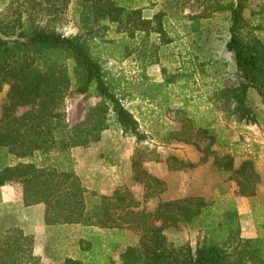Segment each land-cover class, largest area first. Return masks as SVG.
<instances>
[{
  "label": "trees",
  "instance_id": "trees-1",
  "mask_svg": "<svg viewBox=\"0 0 264 264\" xmlns=\"http://www.w3.org/2000/svg\"><path fill=\"white\" fill-rule=\"evenodd\" d=\"M24 1L28 2L10 6L0 16V91L9 87L0 115V149H6L0 152V187L20 182L25 205H46L47 225L88 227L87 236L78 239V256H65L61 264H264V220H256V237H243L234 202H228L220 210L204 196L191 195L162 200L152 211L134 210L132 206L139 201L117 188L112 196L100 195L99 202L89 205L87 190L71 157L72 148L99 141L111 117L125 134L134 136L138 142L146 140V133L141 131L124 100L138 97L157 102L160 97L163 107L172 106L178 99L181 106L169 107L181 118L180 128L171 131V138L200 149V141L208 139L202 149L203 160L213 157V165L230 173L238 194L255 196L260 173L254 161L244 159L236 167L235 153H219L213 148L215 144H229L227 125L221 124L218 112L226 118L234 117L237 122L258 123L259 111L247 102L251 88L264 105V40L256 34L255 23L245 17L250 0L227 3L207 0L214 10L230 13L226 47L234 53L237 80L211 81L216 92L212 104L209 102L204 111L200 110L197 101L200 95L194 94L190 77H208L210 62L198 55L185 61L190 68L183 67L182 73L163 70L167 75L162 81H154L145 71L140 72L139 80H117L102 66L100 47L108 42L96 26L106 31L113 24L118 33L129 38L157 32L168 43L172 39L164 38V9L149 18L142 7H134L126 0H79L83 7L82 28L75 35H66L49 23H41L38 17H58L71 0ZM203 16L208 17L204 13ZM126 46H122L120 57L127 56L123 53L130 50ZM181 76L185 81L178 80ZM70 90L101 98L75 125L67 123L63 110L64 98ZM19 107L29 108L18 114ZM143 153L140 149L135 151L132 170L133 179L144 184L147 200L164 192L167 183L143 167ZM36 154L41 157L37 162L18 161ZM167 162L171 170L197 166L174 155ZM195 224H201L202 237L196 248L188 242L176 244L166 233L168 228ZM126 229L135 230L138 239L126 245L117 259L115 251ZM34 243V236L26 234L20 226L1 227L0 264H40Z\"/></svg>",
  "mask_w": 264,
  "mask_h": 264
},
{
  "label": "rangeland",
  "instance_id": "rangeland-1",
  "mask_svg": "<svg viewBox=\"0 0 264 264\" xmlns=\"http://www.w3.org/2000/svg\"><path fill=\"white\" fill-rule=\"evenodd\" d=\"M40 1V0H38ZM134 7H142L146 17L162 11L166 12L163 18L165 39H172L170 42H163L161 34L151 32L129 38L118 33L113 24L103 31L102 26H96L103 39L108 43L100 47L101 63L106 72L118 79L130 81L139 80L140 72L145 71L154 81H162L166 73H182L183 67L190 68L185 61L195 55L201 60L209 61L207 65L209 76L202 78L193 75L191 85L194 87L195 95L200 101V110L204 111L207 104H212L211 98L216 90L211 83L215 79L226 81L237 80L234 53L229 51L226 43L230 37V13L229 11H216L214 6L207 0H126ZM219 3H227L229 0H217ZM28 1L24 0H0V16L5 14L10 6L19 7ZM224 5V4H223ZM83 7L79 0H71L66 9L58 16L40 15L38 20L49 23L59 32L66 35H75L82 28L81 15ZM209 12L208 14L206 12ZM208 15V17H204ZM247 19H251L255 26V32L264 40V0H250L244 12ZM182 23L180 22V20ZM179 20V21H178ZM104 24V22L102 23ZM187 25V26H186ZM129 47L132 51L126 50L125 55L120 57L122 46ZM124 55V54H123ZM166 70V73L163 71ZM185 81V77L178 78ZM9 87L5 86L0 91V115L2 107L7 100ZM248 103L259 111L258 123L237 122L235 118H226L225 114L218 112L223 119L221 124H226L228 145L236 142L239 144L240 154L236 156L237 162L241 164L244 159H252L257 171L260 173V180L264 179V105L257 91L251 88ZM101 98L96 95H87L70 90L63 102V110L66 121L75 125L82 121L89 107L100 102ZM126 107L134 114L139 122L141 131L146 133V140L138 142L134 136L125 134L117 125L114 117L110 118V125L102 132L99 141L89 146H76L71 150L74 169L79 176L89 205L99 202L100 195L112 196L119 188L121 193L133 195L138 201L134 210L146 209L155 210L162 200L180 198L182 193L192 190L195 195L204 196L206 200L219 206V209L226 207L228 202H234L238 194L236 182L230 178V173L219 170L213 165V157L203 160L205 151L202 150L208 139L200 141V148L191 143L177 141L171 138V131L179 129L180 117L178 112L169 107L182 105L177 99L172 106H161L160 97L157 102L146 98L135 97L133 100H124ZM190 107V106H189ZM29 107H19L17 113L21 114ZM192 109V107H190ZM219 153L232 152L227 146H213ZM137 149L142 150L145 159L142 165L152 174L164 179L167 188L156 197L144 200L145 187L133 179L132 157ZM6 152V149H0ZM238 153V152H237ZM177 156L186 161L197 163L196 167L183 168L179 170L169 169L167 159L169 156ZM158 157L157 160L155 158ZM41 157L36 154L34 157L20 159L18 161H39ZM23 192L20 182H16ZM95 193V194H93ZM257 193V187H256ZM187 196L188 194H184ZM256 196V194H255ZM253 196V197H255ZM251 197V198H253ZM120 212V211H119ZM264 220V213H256L252 220L255 226V236L258 234L256 220ZM241 221V218H240ZM15 213H0V228L3 226L17 225ZM46 224V223H45ZM251 224V222H250ZM47 225V224H46ZM201 224L181 225L178 228H168L166 233L170 240L176 244L190 243L196 248L199 239L202 240ZM47 231L41 240L35 238V255L40 257V264H61L65 256L76 257L79 254L78 239L87 236V226L82 224H56L47 225ZM241 225V229H242ZM251 232V231H249ZM138 239V233L133 229H126L123 232V239L115 251V257L128 244H134Z\"/></svg>",
  "mask_w": 264,
  "mask_h": 264
},
{
  "label": "crops",
  "instance_id": "crops-1",
  "mask_svg": "<svg viewBox=\"0 0 264 264\" xmlns=\"http://www.w3.org/2000/svg\"><path fill=\"white\" fill-rule=\"evenodd\" d=\"M195 55H197V53H195ZM250 91L251 89L249 90L248 97ZM222 120L223 119H221V121ZM233 145H235V151L232 148ZM225 146L232 148L234 151L235 166L238 167L240 163L237 162L236 156L247 153L240 152L239 144L236 142L231 143V146L228 144ZM184 194H188L187 196L195 195L192 190H189L188 192L186 191L185 193H182V196L179 195L178 197H185ZM235 201L237 202V209L243 227L241 235L243 237H254L255 231L252 232V228L249 229V226L251 227L255 222L253 224L252 221H250V224L248 217L252 220L256 213H264V179L262 180L261 177L260 182L257 184V193L255 197L251 198L248 196L237 195L235 196ZM45 212L46 205L44 203L33 205H25L23 203V192L16 182H10L0 187V213H15L18 221L17 225H19L26 234H32L37 241L38 239L41 240V237L44 236L48 229L45 224ZM36 247L37 246H35L34 249H36Z\"/></svg>",
  "mask_w": 264,
  "mask_h": 264
}]
</instances>
